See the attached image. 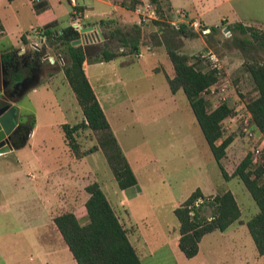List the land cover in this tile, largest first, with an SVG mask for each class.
<instances>
[{
    "label": "rangeland",
    "instance_id": "obj_1",
    "mask_svg": "<svg viewBox=\"0 0 264 264\" xmlns=\"http://www.w3.org/2000/svg\"><path fill=\"white\" fill-rule=\"evenodd\" d=\"M130 17L129 20L132 19ZM200 39L201 36H198L191 40L195 45L189 56L193 63L199 64V55L210 50L198 45ZM222 40L225 43L220 58L222 76L235 87L234 95L240 102L234 108L242 113V101L253 96L251 83L247 75L240 71L243 61L241 53L234 49L230 39L222 36ZM58 53V49L51 48L50 54ZM142 54L145 59L119 70L125 84V97L107 112L114 128L121 129L116 130V137L138 187L135 191L120 190L101 153L76 164L81 169L79 171L82 174L79 175L83 176L82 185L97 182L116 212L119 205L115 208L114 204L126 199L129 225L157 248L153 258L144 264H231L234 254L240 255L239 247L233 254H230L227 245L215 247L217 254L208 256L206 248L217 242L208 241L206 236L200 243L197 255L185 257L175 244L179 234L174 209L196 189L204 195L230 190L240 208L242 221V224L235 225L236 231L224 235L225 240L230 242L233 237L251 240L243 223L256 213L257 208L238 178L223 179L184 93L180 91L172 97L167 88H163V74L150 71L158 63L163 65V60L149 57L146 51H142ZM124 59L119 58L115 62L118 64ZM113 64L91 66L89 75L93 77L92 81L100 73L105 74L104 80L110 79ZM52 70L56 71L57 68ZM55 80L56 83L59 78ZM67 90V86L61 85L52 91L46 82H42L36 93L29 92L19 101L26 109V120L32 125L33 138L24 147L0 156V261L5 264H33L29 257L34 251L40 250L37 243L41 244V241L37 239L41 240L42 234L37 236L31 231L39 225L52 226L43 209L47 204L42 203L41 190L36 191L33 183L41 181L45 172H52L51 177L55 176L54 179L68 173L66 168L63 171V167L57 173L54 172L60 166L65 167L69 160L60 126L75 123L79 117V109ZM227 104L232 106L229 101ZM121 118H125V122ZM229 136H232L233 141L222 162L227 174L232 175L235 167L249 154L253 141L245 137L238 124H235L232 132L226 131L224 137ZM79 142L87 150L95 144V138L85 131L81 133ZM59 184L57 194L63 200L50 216L74 209L78 215L82 213L85 187L79 185L67 189L65 185L69 183ZM131 192L135 193L131 195ZM69 198L75 202L70 204ZM213 236L218 238L219 235ZM244 243L242 252H246L245 257L250 260L252 251Z\"/></svg>",
    "mask_w": 264,
    "mask_h": 264
},
{
    "label": "trees",
    "instance_id": "obj_2",
    "mask_svg": "<svg viewBox=\"0 0 264 264\" xmlns=\"http://www.w3.org/2000/svg\"><path fill=\"white\" fill-rule=\"evenodd\" d=\"M12 2L15 0H6ZM129 11H134L136 0H113ZM156 8L157 19L151 21L157 31L146 32L142 26L133 25L129 29L115 28L108 32L104 42L90 46H73L80 35L71 26L59 33L46 32L44 35L49 46L60 51L65 63L62 72L82 111V118L73 125L62 124L60 130L70 160H80L89 154L100 151L120 190L129 189L137 180L122 153L105 115L85 76L83 64L109 62L124 57L121 66L135 62L140 49L149 46H164L167 58L173 69L170 78L164 74L172 94L181 90L203 134L205 142L225 181L238 178L254 202L257 211L243 224L253 241L258 256H264V165L253 166L250 155H246L228 176L221 161L233 141L232 136L222 133L225 121L234 118L240 112L221 104L213 110L201 97V93L218 83L213 70H196V62L181 53L182 39H196L201 36L206 47L222 57L225 46L222 30L228 29L234 49L241 53L240 71L247 75L254 94L244 100V109L251 116V124L264 134V30L241 24L206 28L205 35L194 32L186 24L170 27L169 0H148ZM104 24L103 21L100 22ZM204 28V27H201ZM224 37V36H223ZM120 50V51H118ZM125 50V51H124ZM43 55V52H36ZM88 131L95 138V144L86 150L79 138ZM84 191L87 199L84 203L85 222H81L72 212H62L51 219L62 242L67 247L75 264H141L134 247L128 239L119 214L112 208L97 182L88 184ZM178 221L177 241L179 250L187 258L198 253L201 239L214 231L223 232L234 223H241V211L230 191L204 196L196 189L174 209Z\"/></svg>",
    "mask_w": 264,
    "mask_h": 264
},
{
    "label": "crops",
    "instance_id": "obj_3",
    "mask_svg": "<svg viewBox=\"0 0 264 264\" xmlns=\"http://www.w3.org/2000/svg\"><path fill=\"white\" fill-rule=\"evenodd\" d=\"M76 1L79 8L83 11V19L81 22L83 29L92 28L93 31L98 30L102 37V39L99 42L92 44L93 46L101 45L105 41L104 38L106 37V35H108V32L115 28L129 29L133 25H139L142 26V29H144V31L146 32H152L158 30V27H155L153 24H149L150 22L144 25H140L138 23V17L133 11L126 10L120 5V3H115L113 0H76ZM169 5L171 9L170 15L172 18L169 19V21H167V24H169L170 27H174V25H176L177 27L178 24L181 23L186 24L188 26L189 22L195 21L199 23L201 27H204L203 29L208 30V32L209 29L206 28L218 27L220 25H223L225 27L227 25H233V24H241L243 26H251L264 30V0H169ZM71 10H72V6L70 5L69 0H35V2L34 0H15L12 2H7L6 0H0V27L3 32V35L0 37V57L11 58L10 56H12L14 53L25 50L36 52L35 49L37 48L41 49V46H43L44 50L43 49L42 50L45 52L44 55L40 57V62L43 65L48 66L49 68V71L44 76H41L35 81L36 82L35 85L33 86L31 85L28 88H26L24 93H22L17 99V101H15L12 104V106H15L19 111L20 119L18 121V124L21 125L26 124L27 126H29V131H28L29 134L27 132L24 135L21 143L18 144V146L15 149L11 150L10 152L24 147L25 145L28 144L30 139L33 138L32 125L30 123H27L28 121L26 120V115H27L26 109L19 104V101L25 94H28L29 92L33 94L36 93L38 87L42 82H46L49 88L52 89V91H54L55 89H59L61 85L67 86L68 87L67 92L69 93L71 99L75 102L76 107L79 109L78 121H80L82 118L81 108L78 105L75 96L72 90L70 89L68 83L66 82L64 74L61 69L63 64L65 63L63 56L59 53L54 55L50 54V50L52 47L49 46V42L47 41V38L44 35L46 32H52L56 34L59 33L61 30L70 27ZM179 11H184L186 13V17L182 20L177 17V12ZM129 17L132 19L129 20ZM101 21L104 22L103 25H101L100 23ZM26 28L28 31L26 30ZM191 40L193 39L181 40L179 50L181 53L187 56L191 55L192 49L194 48L195 45ZM200 40L201 42L198 45L199 46L202 45L203 48L205 47V49H208L202 37ZM92 45H87V46L80 45V46H82L84 49L91 50L90 46ZM142 51L143 52L146 51L149 57H152L156 60L157 59L163 60V65L161 63H158L157 66H154L152 69H150V71L156 74L162 73L164 77L163 88L166 87L167 91H169L172 97L177 95L181 90L172 94L166 83V79L164 76V74H166L170 78L173 76V69L167 58V53L164 46L152 45L140 49V53L136 56L135 62L140 59H145V56L142 54ZM206 52H212V51L207 50ZM56 55L60 57V62L59 64H57L56 67L57 70L54 71L52 69H56V68L53 67L52 65H48L46 63V58L54 57ZM117 60L119 59L109 62L94 63L97 65L114 63L113 65L115 67L112 66L110 70L112 72L110 79L104 80L105 74L100 73L99 75H96L94 81H92L93 77L91 76L92 77L91 79L89 75V68L94 64L84 63L83 70L88 80V83L91 86L94 95L105 115V118L110 126V129L122 153L125 156L121 143L119 139L116 137V130L120 128L117 127V123L115 121L117 127V129H115L112 121L107 116V112L111 110V107L119 103L121 99L125 97L124 94L125 84L123 82V79H121L119 75L120 74L119 70L127 66H121V63L124 60H121L118 64L115 62ZM133 64L129 66H132ZM197 69L206 70L204 66H199L197 67ZM57 77L59 78V80L58 82L55 83L56 81L55 79ZM234 90L235 87L232 86L230 89L229 98L227 100V102L228 101L229 103L231 102L232 106L230 107L233 109H235L234 107L236 106V104L239 105L240 102L239 99L236 100V97L234 95ZM1 94L2 92H0V95ZM206 103L209 105L210 111L216 108L213 107L212 101H208ZM241 106L243 107V110L245 112L244 101H242ZM121 119H123V121L125 122V118H121ZM230 120L231 119L225 121L223 127H227L226 131L232 132L234 130L235 123H233ZM75 123L69 125H73ZM226 131L223 132V134H225ZM256 133L259 135L257 131ZM98 153L101 152L97 151L94 154L87 155L86 157L80 160L69 159L65 167L60 166V168L57 171H54L55 173H57L62 167H63V171H65V168L66 171H68L67 174H64L63 176H59L58 179H54L55 176L52 178L51 177L52 172L49 171L43 173L41 177L42 178L41 181L33 183L34 184L33 186L36 191L41 190L39 194L42 193V197L44 200V202L42 203L47 204L46 207H44L43 209L44 212L48 215L49 220L52 219V217L50 216L52 212H54L55 209H57L59 203L61 202V200H63L59 196V194H57L58 193L57 188L60 185L59 183L60 182L69 183V185L67 184L65 185V188L67 189L79 185H80L79 187L81 188L86 187L88 184L82 185L84 181L83 176H80L82 173L79 170L81 169L78 168L76 164L84 161L85 159H87V157H93V155ZM222 161L221 163L223 165ZM204 171H206V169ZM51 178L54 180H52ZM137 187L138 186L136 184L135 186L126 189V191L127 190L135 191ZM226 191H230V190L224 189V191L222 192H226ZM133 193L135 192H131L130 194L133 195ZM215 194L216 193H210L208 195L203 194V195L213 196ZM86 199H87V195L85 193V200L82 206L83 208L82 213L78 215L75 209L68 211V212H72L77 219H81L82 220L81 222H85L86 211L84 208V203ZM64 201L67 200L65 199ZM74 202L75 201L73 199L69 198L70 204H73ZM109 203L111 205L110 201ZM126 203H127L126 199H120L118 200L117 203L114 204V206L115 208H117L118 207L117 205H119L117 213L121 217L125 228L128 230L129 242L134 247L141 264H144V262H147L148 259L153 258L157 248L151 246L143 235H141L137 230L133 229L129 225L130 219L128 216V212L125 209ZM74 206L75 204L73 205V207ZM112 208L114 209V207ZM34 217L35 216H33L32 219H34ZM236 224L237 223L232 224L229 228H227L223 232L214 231L208 235H205L206 239L208 238V241L217 242L210 244L208 246L209 248H206L208 249L206 250L208 251L207 255L210 256L214 253L217 254L214 251L215 247L220 248L227 245L230 254H233V252L237 251L238 247L240 250L239 251L240 255H236L237 253L234 254L233 263L231 262V264H264V256L257 255L252 239L241 240L240 238L233 237L232 239H230V242H227L225 240L224 235L226 233H228L229 231L234 232L237 230V228H235ZM31 233L37 236L42 234V236H40L41 240L39 239L37 240L38 242L41 241V244H43V246H41L40 243H37L40 250H36V252L34 251V253L29 257V261L31 263L35 264V262L37 261L38 264H75V262L72 260L70 256L67 247L62 242L58 232L53 227V225L52 226L39 225L38 228L32 230ZM213 235H219V236L218 238H213L214 237ZM178 238L179 236L177 237L175 242L177 247H178L177 244ZM244 241L252 251V259L250 260H248V258L245 257L246 252L245 253L244 251L242 252V249L245 244ZM200 243H199L198 252L200 251ZM229 261L230 260L228 261L226 260V262ZM0 264H5V263L0 261Z\"/></svg>",
    "mask_w": 264,
    "mask_h": 264
},
{
    "label": "built area",
    "instance_id": "obj_4",
    "mask_svg": "<svg viewBox=\"0 0 264 264\" xmlns=\"http://www.w3.org/2000/svg\"><path fill=\"white\" fill-rule=\"evenodd\" d=\"M136 2L137 3L133 12L138 17V23L140 25H144L157 19L156 8L153 7L148 0H136ZM69 3L72 6L70 13L71 27L80 35V31L83 29V26L81 25L83 11L79 8L76 0H69ZM177 17L182 20L186 17V13L184 11H179L177 12ZM188 26L196 33L202 35L208 33V30L201 28L200 24L195 21L189 22ZM174 27H176V25H174ZM222 34L225 38H229L231 36L230 32L226 28L222 30ZM1 35H3V32L0 27V36ZM46 60L51 65L55 63L54 57H47ZM199 62L201 64L198 63L196 65V70H198L197 67L204 66L205 69L207 68L208 70L215 71L218 76V83L201 93L203 100L206 102L212 101L213 107L216 108L221 104L227 103L232 85L228 79L222 76L223 67L218 56H216L213 52L205 51L199 55ZM230 121L241 126L245 137L249 141H253L252 147L249 150L251 164L254 167L260 164L264 165V136L261 133H259V135L256 133V129H254L250 122V114L246 111H243L242 113L240 112ZM226 130L227 127H223L222 133Z\"/></svg>",
    "mask_w": 264,
    "mask_h": 264
},
{
    "label": "flooded vegetation",
    "instance_id": "obj_5",
    "mask_svg": "<svg viewBox=\"0 0 264 264\" xmlns=\"http://www.w3.org/2000/svg\"><path fill=\"white\" fill-rule=\"evenodd\" d=\"M97 43V42H96ZM92 45V44H91ZM43 46L41 49H35L36 52H44ZM30 50L19 51L14 53L11 58L0 57V106L12 104L17 101L21 93L33 84L38 78L44 76L48 71V66L40 62L39 53ZM55 63L52 65L57 66L60 62L58 55L54 56ZM48 65H51L47 62ZM4 66L5 72L2 71ZM20 119V117H19ZM23 124V123H22ZM29 131V126L23 124L13 135L11 142L18 146L21 143L24 135Z\"/></svg>",
    "mask_w": 264,
    "mask_h": 264
},
{
    "label": "water",
    "instance_id": "obj_6",
    "mask_svg": "<svg viewBox=\"0 0 264 264\" xmlns=\"http://www.w3.org/2000/svg\"><path fill=\"white\" fill-rule=\"evenodd\" d=\"M80 35L79 40L73 42V46H87L99 42L102 39L100 32L98 30L93 31L92 28L82 29ZM2 71L5 72L4 66L2 67ZM35 84L36 82L31 85L33 86ZM1 102L2 100H0ZM19 117V111L15 106H10L9 104L0 106V156L9 153L17 147L11 140L15 132L22 126L18 124Z\"/></svg>",
    "mask_w": 264,
    "mask_h": 264
}]
</instances>
